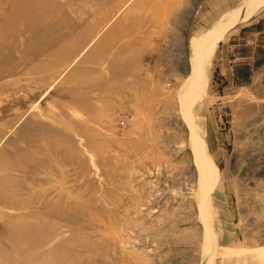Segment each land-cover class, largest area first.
Masks as SVG:
<instances>
[{"label": "rangeland", "instance_id": "obj_1", "mask_svg": "<svg viewBox=\"0 0 264 264\" xmlns=\"http://www.w3.org/2000/svg\"><path fill=\"white\" fill-rule=\"evenodd\" d=\"M202 1L0 0V264H264V43Z\"/></svg>", "mask_w": 264, "mask_h": 264}, {"label": "crops", "instance_id": "obj_2", "mask_svg": "<svg viewBox=\"0 0 264 264\" xmlns=\"http://www.w3.org/2000/svg\"><path fill=\"white\" fill-rule=\"evenodd\" d=\"M263 6L264 0H203L198 6L195 18L189 25L190 33L202 34L216 26L211 32L216 33L217 36L228 37V40L225 42L223 40L219 44L223 37L214 35L215 44H219L222 66L228 68V65L236 61L232 54L240 41H245L244 45L255 48L264 43ZM261 7L263 8L259 10ZM257 10L259 11L256 12ZM254 13L255 16L249 20ZM232 21L235 24L222 33V25L225 22L232 23Z\"/></svg>", "mask_w": 264, "mask_h": 264}, {"label": "bare ground", "instance_id": "obj_3", "mask_svg": "<svg viewBox=\"0 0 264 264\" xmlns=\"http://www.w3.org/2000/svg\"><path fill=\"white\" fill-rule=\"evenodd\" d=\"M232 24L234 25L235 22L234 21H232V23L225 22L222 25V27H221V30L223 31L222 33L228 31V29L230 27H232ZM211 33L212 34H209V35H212V36L215 35V36H217L216 33H213V32H211ZM212 36H209V37H211V39H212ZM215 36H214V41H215V38H216ZM217 37H224V36L221 35V36H217ZM211 44H214V42L212 41ZM207 51H211L212 52V51H214V49H211V50H208L207 49ZM190 65H192L193 68L191 69L190 73L188 72L189 73V76L186 77L187 78L186 81H184V83L180 84V89L178 91V94L181 95V96H183L186 99L193 98V96L195 95V92L197 90L202 91V87L201 86L205 83V80H203V77L201 75H199V74H205V72L203 71L204 68L202 66H200V65H193L191 63H190ZM185 74H187V73L185 72ZM198 81L200 82L199 83L200 85H197L196 84ZM195 124L197 125L196 121H195ZM198 139H199V141H197L199 143V145L197 143L198 148L200 150L201 155L203 157H205V153H204V150H205L204 140L202 139L201 136ZM218 180H216V183H217ZM16 227H20V226H16ZM20 228H22V227H20ZM18 236L21 237V238H25L26 237V236H23L21 234H18ZM77 262H78V260L77 259H74L72 262H70V264H76Z\"/></svg>", "mask_w": 264, "mask_h": 264}]
</instances>
